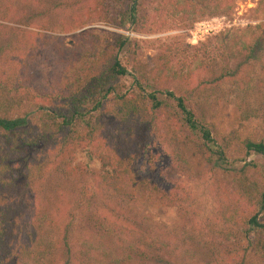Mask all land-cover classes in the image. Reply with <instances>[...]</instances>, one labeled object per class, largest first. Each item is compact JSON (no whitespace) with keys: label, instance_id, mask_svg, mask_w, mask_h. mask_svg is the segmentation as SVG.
Wrapping results in <instances>:
<instances>
[{"label":"trees","instance_id":"1","mask_svg":"<svg viewBox=\"0 0 264 264\" xmlns=\"http://www.w3.org/2000/svg\"><path fill=\"white\" fill-rule=\"evenodd\" d=\"M138 7L140 0H93L85 11L124 29L130 21L136 24ZM233 7L234 0H161L153 12L186 23L228 16ZM252 11L264 16V0H257ZM49 19L51 0H0V264H264V184L250 180L252 160L228 170L234 175L229 197L219 201L201 228L192 227L189 216L179 232L155 226L139 212L148 200L178 204L174 191L140 170L152 154L142 138H132L133 126L157 132L172 162L181 167L187 166L186 149L224 171L229 155L264 157V98L259 100L264 90L249 100L252 80L238 75L239 67L254 63L264 73V22L218 32L216 52L189 60L182 71L171 66L165 45L147 76L134 71L131 87L124 84L126 70L118 57L126 39L94 34L68 76L51 87L36 55L41 44L23 27L44 26ZM225 86L242 119H256L252 136L218 137L204 106ZM102 126H112L125 138L99 135ZM75 147L86 163L80 168L71 165ZM97 158V171L85 168ZM77 178L90 179L98 192L71 191L70 215L94 233L79 242L72 240L68 224L43 208L28 207L22 195L17 199L23 184L75 183ZM99 208L107 215L98 214ZM186 208L183 213L189 214L190 204ZM23 215L29 218L27 229L17 233ZM192 246L201 255L187 252Z\"/></svg>","mask_w":264,"mask_h":264},{"label":"rangeland","instance_id":"2","mask_svg":"<svg viewBox=\"0 0 264 264\" xmlns=\"http://www.w3.org/2000/svg\"><path fill=\"white\" fill-rule=\"evenodd\" d=\"M159 1L161 0H140V7L134 19L136 24L130 21L126 28L119 29L85 11L93 4V0H51V19L45 21L44 26H39L38 22H34L29 27L23 26L30 34H33L34 42L41 44L37 48L36 55L40 67L46 73L45 82L52 87L56 80L66 78L82 53L87 51L89 37L94 34L102 38L109 33H115L126 39L127 44L120 50L118 57L120 64L126 70L123 77L124 84L131 87L134 71L137 70L138 75L147 76L149 68L156 61L159 50L165 45L169 48L168 60L171 66L177 71H182L183 65L189 60L194 62L196 59H204L216 52L215 35L218 32L230 33L243 28L246 24L264 22L263 15L258 16L252 11L257 0H234V7L228 16H204L186 23L156 16L153 8ZM20 6L24 8L23 5H19V8ZM231 66L235 68V64L232 63ZM42 70L37 69L35 76L40 77ZM238 75L241 77L247 75L252 80L249 81V92H251L249 100L253 98L252 94L256 95L259 92L258 90H264V73L259 64L242 65L238 69ZM182 83L183 81L180 82L181 85ZM226 92V86L216 90L214 99L207 101L204 106L216 128L215 131L219 134L218 137L221 135L229 139L241 140L245 136H252L256 119L253 117L247 120L242 119L244 114L241 113V108L237 107L233 101L229 102V98L234 97ZM263 98L264 95L259 97V100ZM132 129L136 131L132 138H142L147 150L152 154L148 161L142 162L140 170L149 172L162 187L167 191H174L177 196V207L160 200H148L143 203L139 212L149 215L151 223L155 226L163 225L182 232L185 218L193 216V219H190L192 227L201 228L205 218L213 215V209L218 207L219 201L224 202L229 197L228 191L234 175L228 170L238 169L245 159L252 160L255 165V168L249 171L250 180L259 185L264 184L263 156L254 153L246 156L227 155L228 158L222 163L224 171L214 168L210 161L186 149L184 157L187 166L181 167L172 162L166 147L157 139L161 138L158 137L157 132L149 133L146 126L144 128L133 126ZM97 133L106 134L107 138H118V136L125 138L122 132L114 131L112 126H102ZM144 138L150 139L146 141ZM84 163L81 149L75 147L71 159L72 167L80 168ZM85 168L89 171H97L99 159L90 161ZM56 182L46 180L33 182L30 185L23 184L22 192L18 191L17 199L22 195L23 203L28 207L43 208L58 223L68 224L71 229V238L76 242L93 236L92 229H83L82 220L78 223L75 221L77 218L70 215V201L74 197L71 191L74 188H84L89 193L98 195V192L93 191L95 187L92 181L88 178L85 180L77 178L75 183ZM53 188L57 191H53ZM97 200L99 206L100 199L97 197ZM106 202L110 206L113 205L110 200ZM186 204H190L192 215L190 212L183 213L187 209ZM103 211L99 208L98 214H106ZM26 219L29 220L23 215L19 220L17 233L27 229ZM186 250L201 255L196 247L192 246Z\"/></svg>","mask_w":264,"mask_h":264}]
</instances>
